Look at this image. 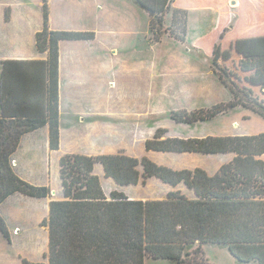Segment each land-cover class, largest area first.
<instances>
[{
    "label": "trees",
    "instance_id": "1",
    "mask_svg": "<svg viewBox=\"0 0 264 264\" xmlns=\"http://www.w3.org/2000/svg\"><path fill=\"white\" fill-rule=\"evenodd\" d=\"M176 1L169 0L158 10L146 7L155 42L165 33L181 42L187 40L188 10L176 7ZM166 11L167 14L172 11L169 32L161 27ZM49 13L48 0H43L44 27L36 38L38 49L48 51L49 56L47 115L0 117V205L17 192L35 197L51 194L50 186L35 185L20 177L12 156L25 133L46 123L50 124L51 149L59 148V43L65 39L94 38L93 32L51 29ZM227 32L224 29L220 38H225ZM218 46L216 43L215 55ZM211 65L232 98L207 108L173 110L171 118L192 124L211 120L237 106L264 118V97L249 85V78H243L234 67L214 58ZM235 68L260 75L264 71V56L241 58ZM167 133V128H158L145 141L146 150L234 153V157L210 174L201 167L174 169L158 164L147 155L137 157L124 151L64 154L60 176L65 198L51 202L49 218L42 223L50 232L48 264H146V258L209 264L204 250L207 243L227 245L240 262L264 264V132L188 138L167 136ZM97 163L103 165L107 177L120 185L145 183L148 178L156 177L173 189L166 198L156 200L133 199L118 190H112L108 196L95 173ZM182 184L192 191V196L179 188ZM0 231L11 241L1 213ZM22 264L47 263L22 258Z\"/></svg>",
    "mask_w": 264,
    "mask_h": 264
},
{
    "label": "crops",
    "instance_id": "2",
    "mask_svg": "<svg viewBox=\"0 0 264 264\" xmlns=\"http://www.w3.org/2000/svg\"><path fill=\"white\" fill-rule=\"evenodd\" d=\"M110 1L112 2L113 0H48L50 10L49 27L51 29L93 32L94 38L65 39L59 43V148L56 150L51 149L50 124L46 123L35 130L25 133L12 156L14 169L20 177L35 185L50 186L52 190L51 194L47 197H35L17 192L7 197L0 205V213L8 224L11 236V241H8L0 231V242L5 243L7 241L9 244H14L15 241V244L20 247L19 249H22L21 258L18 256L20 264H22V258H26L32 262L45 260L44 255L47 250L49 251L50 232L48 226L42 223L49 218L51 202L65 198L61 176L60 187L56 188L53 184V164L56 167L55 173L57 175L58 173L60 174V160L64 154L99 155L117 153L118 147L128 151L129 148L127 146H130L128 145L129 142L125 143L127 146H121L124 144V137H133L135 140L136 135L140 136L144 132L146 135L142 139V142L145 145V141L153 137L158 128H167L165 126H158L155 129L154 126L155 100L153 98L155 94L153 83L152 98L148 96L146 100L143 99L138 105L133 102L122 112L110 114L107 110L106 91L104 85L101 83V70L105 72L107 67V50L102 46L100 34L101 25L107 20L106 9L109 7ZM124 1L122 0V2ZM131 1L135 2L136 6L141 5L145 9L147 7L140 3L139 0ZM251 1L254 2L257 13L251 14L253 18L249 19L247 23L251 27L257 25L258 29L264 31V0ZM218 3L219 0L215 4H210V6L208 4L205 6L201 4V8L210 10ZM222 3L216 9H221L222 15L225 18L221 17V19H218L220 12L215 9L212 10L216 14L215 21L212 22V27L202 35L210 38L213 48L218 43L217 59H220L223 53L222 47L225 42L226 45L228 44L230 35L236 36L239 27H244V24L241 25L243 23L241 19L234 16V10L242 6V0H224ZM116 4L117 1H115L113 7L117 6ZM120 7L124 8L122 5ZM181 8L186 9L184 7ZM188 19L190 25V18ZM114 20L115 22H124L121 15H116ZM148 26L150 28V24ZM43 27V0H0V117L25 118L47 115L49 56L48 51L42 52L38 49L36 38L37 33ZM251 27L248 26L247 29H251ZM227 28L229 30L225 38L221 39V33ZM129 34H133V31L124 32V35ZM240 35H246V33L244 32ZM193 45L197 49H200L206 57H209L208 51L197 44ZM118 47L116 44L110 46L116 53L120 51ZM243 49H240L242 53L238 54L235 51H238L239 48L231 47L229 57L221 58V61L231 68L234 67L243 78L248 77L249 85L257 94L264 97V71L260 75H257L255 71L242 72L235 68L237 61L241 58L264 56V44H256L253 51L248 50V52H244L242 51ZM226 62L229 63L226 64ZM143 67L148 68L149 64H143ZM146 70L144 69V71ZM91 73L95 75L93 83L90 81L92 77ZM220 87L218 93L213 97L215 99L212 101V105L227 102L232 98V93L223 83ZM165 95H168V93H165ZM165 95H162V97ZM179 95L182 96L180 93ZM190 96L195 97V99H201L203 95L201 93H194ZM145 107L146 111H142L141 109ZM206 107L201 106L198 109ZM148 109L151 110V115H148ZM187 110L192 111L191 109ZM211 121L214 132L209 135H255L264 132V118L243 106H237L222 113L212 118ZM81 135L93 137L94 140L89 145H83L80 152H78L72 148V145L70 146V143L79 139ZM105 136H110L113 140L118 137L119 143L115 145L108 144V147L105 144L99 145L95 143L96 139L104 140ZM130 143L132 144V142ZM126 151L124 150L125 153H127ZM215 155L219 156L217 158L219 160L217 162L219 163L214 166L215 168H210L213 169L212 172H209L203 166L196 167L204 168L208 173L214 174L224 163L231 161L234 157V153H219ZM147 156L150 157L149 155ZM58 164L59 170L57 168ZM166 166L172 167L170 165ZM108 178H110L111 185L115 188L113 190L125 192L124 188L128 185H120L113 178ZM152 178L156 177L148 179ZM139 184L140 182L132 185L138 187ZM164 184L165 192H163L168 194L173 187L168 183L164 182ZM102 185L105 193L108 195V189L103 182ZM182 185L179 188L184 191L186 190L192 196V191L185 185H183L184 189ZM125 193L130 198H138L131 197V194L128 192Z\"/></svg>",
    "mask_w": 264,
    "mask_h": 264
},
{
    "label": "rangeland",
    "instance_id": "3",
    "mask_svg": "<svg viewBox=\"0 0 264 264\" xmlns=\"http://www.w3.org/2000/svg\"><path fill=\"white\" fill-rule=\"evenodd\" d=\"M117 1V8L113 7ZM120 1V2H119ZM126 1V2H125ZM113 0L109 2V7L106 9L107 20L102 23L101 38L102 46L107 50V67L101 70V83L106 91V105L110 114L122 112L126 110L133 102L138 105L143 99L146 100L148 96L152 98V83L155 106H154V126H165L168 128L167 136L177 137H200L212 134L214 132L212 121H199L192 124L177 122L171 118V111L173 109L187 108L198 109L201 106L212 105L213 98L221 88L222 82L218 75L214 72L211 65V58L216 59L222 63L221 58L229 57L230 48H239L235 53H242V51H253L256 44H264V31L258 29L257 25L251 27L248 22L253 18L251 14H256L254 2L251 0H242L243 4L240 8L234 10L235 18L239 17L241 25L235 35H230L228 44L223 45V53L220 59L214 55L213 44L210 38L202 36L212 27V22L215 21L216 14L212 10L220 12L219 18H225L219 5L223 4L224 0H219V3L213 9L205 10L201 8L202 5L215 4L217 0H177L176 7H184L188 9L190 25L188 27L187 40L181 42L176 40L170 33H165L159 42L153 40V33L149 30L150 16L143 6H136L135 2L131 0ZM140 3L151 7L152 9L164 8L169 0H139ZM202 4V5H201ZM120 5H122L121 8ZM148 9V8H147ZM150 9V8H149ZM202 9V10H201ZM170 10V9H169ZM167 11L162 16V29L169 32L167 28L171 27L172 11ZM116 15H121L124 22H115ZM256 18V16H254ZM159 25V23H158ZM250 26L251 29H247ZM127 30V31H126ZM227 30H229L227 28ZM122 31V32H120ZM133 34L124 35V32H132ZM210 32V31H209ZM208 32V33H209ZM246 35H240L241 33ZM212 37V36H210ZM118 45L119 52H114L111 45ZM197 44L204 50L208 51L209 57L200 50L194 47ZM205 51V52H206ZM218 54V53H217ZM215 56V57H214ZM229 62H226V64ZM138 64V65H137ZM143 64H149L148 68H144ZM225 64V63H224ZM137 66V67H136ZM143 67V68H142ZM144 69L146 71H144ZM90 78L93 83V73ZM103 76V77H102ZM169 91V92H168ZM227 91V90H226ZM225 92V91H224ZM168 93V95H165ZM179 93L182 95L180 96ZM194 93H201V99L190 96ZM162 95H165L162 97ZM226 95V92H225ZM222 97V96H221ZM219 98V97H218ZM207 108V107H206ZM146 111V107L141 109ZM148 115H151V110L148 109ZM146 115V114H144ZM225 118H223L224 120ZM233 120V119H232ZM226 121V119L224 120ZM225 123V122H224ZM150 131V130H149ZM140 132V130H139ZM150 133V132H149ZM146 133L142 132L140 136L124 137V144L128 143V151L124 148L118 147L119 151H126L128 154L141 157L145 154L149 155L158 163L170 165L175 168H194L196 166L206 167L209 172H212L219 160L215 154H202L194 152L175 153V152H161L145 150V145L142 139ZM118 139V140H116ZM116 139L110 136H105L104 140L96 139L95 143L99 145L118 144L119 138ZM94 140L93 137L81 135L79 139L70 143L72 148L80 152L83 145H89ZM132 142V144L130 143ZM73 143V144H72ZM96 174H98L108 189V196L110 192L115 189L111 185L110 178L106 177L103 172V165L97 163ZM59 170V164L57 165ZM56 167L53 164V184L56 188L60 187V174L56 175ZM160 183V185H159ZM164 182L158 178L147 179L146 183L140 182L139 186L128 185L125 186L124 191L130 193L131 197H138L141 199H163L167 197L165 194ZM182 187H184L182 185ZM185 189V187H184ZM164 191V192H163ZM187 193V191L185 190ZM139 194V195H138ZM136 198V199H138ZM15 239V238H14ZM15 244L0 242V264H20L18 256H22V249H19ZM204 250L209 264H257L256 262H240L229 251L227 245L207 243L204 245ZM48 250L44 255V261L48 264ZM18 254V255H17ZM146 264H181L168 259H154L146 258Z\"/></svg>",
    "mask_w": 264,
    "mask_h": 264
},
{
    "label": "water",
    "instance_id": "4",
    "mask_svg": "<svg viewBox=\"0 0 264 264\" xmlns=\"http://www.w3.org/2000/svg\"><path fill=\"white\" fill-rule=\"evenodd\" d=\"M235 2V1H234Z\"/></svg>",
    "mask_w": 264,
    "mask_h": 264
}]
</instances>
